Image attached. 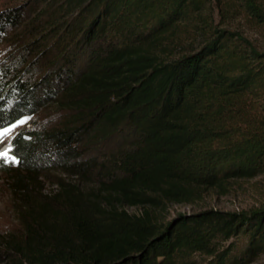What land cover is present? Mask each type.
<instances>
[{"label": "trees", "instance_id": "obj_1", "mask_svg": "<svg viewBox=\"0 0 264 264\" xmlns=\"http://www.w3.org/2000/svg\"><path fill=\"white\" fill-rule=\"evenodd\" d=\"M213 1L0 9V131L20 123L0 175L22 203V229L0 236V264L264 255V204L164 212L264 174V48L214 17L264 26V0Z\"/></svg>", "mask_w": 264, "mask_h": 264}, {"label": "rangeland", "instance_id": "obj_2", "mask_svg": "<svg viewBox=\"0 0 264 264\" xmlns=\"http://www.w3.org/2000/svg\"><path fill=\"white\" fill-rule=\"evenodd\" d=\"M19 0H0V9L18 2ZM217 4V0L213 1V5ZM205 12H208L205 11ZM207 13L206 15H208ZM215 22L222 26H227L232 29H238L248 37H250L257 45L264 48V26H256L250 22L244 15L235 12L220 15L219 11L214 14ZM8 48V47H7ZM7 50L3 46L0 48V59H4L7 55ZM47 116V115H46ZM42 115V119L50 120ZM20 123H17L11 128H7L6 135L0 139V159L9 161L12 159L6 149V145L10 142L15 130L19 128ZM60 175V174H59ZM3 175H0V236L5 233L11 234L15 231L19 232L22 229L19 204H22L9 189L7 182L2 180ZM48 183L44 184L47 187ZM194 202L191 203H173L167 206L164 210L167 219L174 216L179 211H196L203 208H220L224 210L239 211L242 209H252L264 204V174L245 180L232 181L222 187H216L206 192L201 193ZM24 203V202H23ZM134 210L136 208H130ZM2 239V238H1ZM251 264H264V255Z\"/></svg>", "mask_w": 264, "mask_h": 264}, {"label": "bare ground", "instance_id": "obj_3", "mask_svg": "<svg viewBox=\"0 0 264 264\" xmlns=\"http://www.w3.org/2000/svg\"><path fill=\"white\" fill-rule=\"evenodd\" d=\"M6 135V131H0V139Z\"/></svg>", "mask_w": 264, "mask_h": 264}, {"label": "clouds", "instance_id": "obj_4", "mask_svg": "<svg viewBox=\"0 0 264 264\" xmlns=\"http://www.w3.org/2000/svg\"><path fill=\"white\" fill-rule=\"evenodd\" d=\"M9 148V143L6 145V149H8Z\"/></svg>", "mask_w": 264, "mask_h": 264}, {"label": "snow or ice", "instance_id": "obj_5", "mask_svg": "<svg viewBox=\"0 0 264 264\" xmlns=\"http://www.w3.org/2000/svg\"><path fill=\"white\" fill-rule=\"evenodd\" d=\"M0 155H6V154H4V153H0Z\"/></svg>", "mask_w": 264, "mask_h": 264}]
</instances>
